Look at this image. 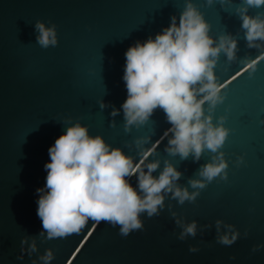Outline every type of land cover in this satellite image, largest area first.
<instances>
[{
	"label": "water",
	"instance_id": "obj_1",
	"mask_svg": "<svg viewBox=\"0 0 264 264\" xmlns=\"http://www.w3.org/2000/svg\"><path fill=\"white\" fill-rule=\"evenodd\" d=\"M191 2L214 40L231 35L237 41L236 59L229 63L221 53L213 70L224 97L213 123L223 116L229 129L220 149L227 180L205 181L202 190L191 189L188 181L199 179L198 170L217 154L205 151L196 162L191 155L170 156L164 149L171 125L161 109L128 132L121 109L127 98L125 52L137 41L154 39L172 16L178 23L185 0H0V264H43L46 249L54 256L49 264H264V42L247 47L235 13L241 0L223 7L216 0L210 6L206 0ZM258 13L264 16V7L248 11ZM37 21L55 25V47L36 43ZM101 101L111 107L101 110ZM113 108L120 114L112 117ZM69 117L136 164L159 161L153 176L167 161L181 173L175 183L199 196L180 205L163 194L160 214H141L143 229L127 236L119 234V226L91 219L66 238L40 236L36 190L45 185L48 149L71 126L62 123ZM129 182L135 187L136 177ZM193 221L196 236L179 240ZM233 232L240 235L231 246L217 243ZM22 239L27 241L23 254ZM33 243L36 251L30 252ZM189 247L199 251L191 253Z\"/></svg>",
	"mask_w": 264,
	"mask_h": 264
},
{
	"label": "clouds",
	"instance_id": "obj_2",
	"mask_svg": "<svg viewBox=\"0 0 264 264\" xmlns=\"http://www.w3.org/2000/svg\"><path fill=\"white\" fill-rule=\"evenodd\" d=\"M213 2L206 0L209 6ZM216 2L223 7L231 0ZM261 7L264 0H241L235 9L250 49L261 47L257 41L264 42V16L248 15L249 9ZM34 30L41 48L57 45L55 25L45 27L37 21ZM209 31L202 13L191 0H185L178 23L177 17L172 16L169 26L154 39L137 41L127 49L122 77L127 90V98L121 105L125 132L144 125L159 108L171 125L165 132L166 137L171 134L164 149L168 155L179 156L181 160L191 155L196 162L205 151L217 154L198 170L199 179L188 181V187L199 190L206 187L205 181L227 180L228 165L220 149L229 129L224 127L223 116L213 123V113L224 101L213 70L221 53L231 63L237 51V41L231 35H220L214 40ZM99 107L103 110L111 105L101 101ZM119 114L120 110L115 108L110 113L112 117ZM62 123L71 126L48 149L50 162L44 165L45 185L36 190L39 195L36 214L43 229L40 236L46 233L48 240L66 238L79 233L89 219L119 226V234L127 236L143 229L141 214L148 217L160 214L164 209L163 194H170L180 205L186 201L193 203L199 196L198 191L189 192L175 183L181 173L167 161L158 176H153L160 167L159 161L145 164L142 160L136 164L131 156L111 147L101 136H90L86 126L79 122L72 124L70 117ZM242 162V157H238L237 164ZM133 176L137 181L135 187L129 182ZM220 223L216 222L218 231ZM239 235V232H233L231 237L225 234L217 243L231 246ZM187 236H196L195 221L181 231L178 239L183 241ZM26 242V239L20 242L22 254ZM260 247H254L253 251ZM35 251L33 243L30 252ZM198 251L197 247H189L191 253ZM53 258V252L47 249L40 257L43 264H49Z\"/></svg>",
	"mask_w": 264,
	"mask_h": 264
}]
</instances>
